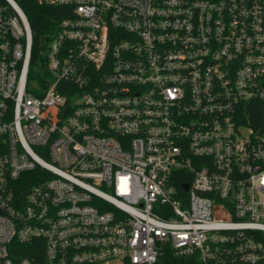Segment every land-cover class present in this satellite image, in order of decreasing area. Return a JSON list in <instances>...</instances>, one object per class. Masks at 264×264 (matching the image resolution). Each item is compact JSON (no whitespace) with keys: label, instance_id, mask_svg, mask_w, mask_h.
I'll list each match as a JSON object with an SVG mask.
<instances>
[{"label":"built area","instance_id":"obj_1","mask_svg":"<svg viewBox=\"0 0 264 264\" xmlns=\"http://www.w3.org/2000/svg\"><path fill=\"white\" fill-rule=\"evenodd\" d=\"M32 1L35 68L0 0V264H264V0Z\"/></svg>","mask_w":264,"mask_h":264},{"label":"trees","instance_id":"obj_2","mask_svg":"<svg viewBox=\"0 0 264 264\" xmlns=\"http://www.w3.org/2000/svg\"><path fill=\"white\" fill-rule=\"evenodd\" d=\"M20 2L27 12L32 26L34 37L32 66L35 68V66H40V62L43 59L42 48L46 46L47 38L53 27L55 8L39 6L32 0H20ZM162 262L163 264H198L193 257L183 258L175 256L171 249H167L162 257Z\"/></svg>","mask_w":264,"mask_h":264},{"label":"water","instance_id":"obj_3","mask_svg":"<svg viewBox=\"0 0 264 264\" xmlns=\"http://www.w3.org/2000/svg\"><path fill=\"white\" fill-rule=\"evenodd\" d=\"M184 187H185L186 189H188V188H189V185H188V184H185Z\"/></svg>","mask_w":264,"mask_h":264}]
</instances>
